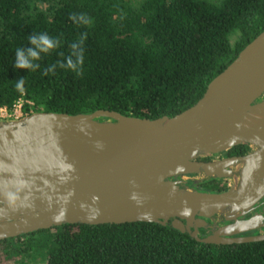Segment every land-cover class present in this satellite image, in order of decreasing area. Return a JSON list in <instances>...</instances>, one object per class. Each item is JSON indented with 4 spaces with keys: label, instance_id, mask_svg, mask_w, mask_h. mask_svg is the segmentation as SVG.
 <instances>
[{
    "label": "water",
    "instance_id": "95a60500",
    "mask_svg": "<svg viewBox=\"0 0 264 264\" xmlns=\"http://www.w3.org/2000/svg\"><path fill=\"white\" fill-rule=\"evenodd\" d=\"M240 143L244 153L203 158ZM211 179L229 183L198 188ZM139 220L204 243L264 239V28L174 115L99 108L0 117V240Z\"/></svg>",
    "mask_w": 264,
    "mask_h": 264
},
{
    "label": "trees",
    "instance_id": "16d2710c",
    "mask_svg": "<svg viewBox=\"0 0 264 264\" xmlns=\"http://www.w3.org/2000/svg\"><path fill=\"white\" fill-rule=\"evenodd\" d=\"M83 15L87 23L70 16ZM264 28V0H0V105L23 114L99 108L140 117L174 115ZM47 33L58 46L15 67L17 48ZM86 34L83 64L60 67ZM75 60V57H73ZM56 65L52 70V66ZM24 77V93L15 83ZM240 143L228 150L244 153ZM208 159L207 157H203ZM211 179L200 189L223 190ZM45 248V264H264V239L204 243L153 221L64 223L0 240L2 254Z\"/></svg>",
    "mask_w": 264,
    "mask_h": 264
},
{
    "label": "clouds",
    "instance_id": "9594fccd",
    "mask_svg": "<svg viewBox=\"0 0 264 264\" xmlns=\"http://www.w3.org/2000/svg\"><path fill=\"white\" fill-rule=\"evenodd\" d=\"M70 19L74 22L87 23V20L83 15H80L79 18L77 15H72L70 16ZM84 39H86V34L81 36L78 42L71 45L72 53L66 59V62L59 63L60 67H67L75 71L77 70V65L83 64L82 44ZM28 40L33 47H29L27 50L24 48L16 49V68L35 70L39 67V65L34 64L33 61L39 60L41 58V53L47 54L50 50L56 48L59 43L58 40L53 39L47 33L32 34L28 37ZM73 57H75V60H73ZM55 67L56 65H53L52 70H54ZM15 88L21 94L24 93V77H21L18 81H16Z\"/></svg>",
    "mask_w": 264,
    "mask_h": 264
},
{
    "label": "rangeland",
    "instance_id": "374dc122",
    "mask_svg": "<svg viewBox=\"0 0 264 264\" xmlns=\"http://www.w3.org/2000/svg\"><path fill=\"white\" fill-rule=\"evenodd\" d=\"M12 113L11 110H8L7 114H0L1 118H13L19 117L22 114H10ZM229 181L227 180V184ZM45 248H29L28 252L25 251H18L16 255L12 257V259H6L3 254L1 257L2 264H45Z\"/></svg>",
    "mask_w": 264,
    "mask_h": 264
},
{
    "label": "built area",
    "instance_id": "2783aa9c",
    "mask_svg": "<svg viewBox=\"0 0 264 264\" xmlns=\"http://www.w3.org/2000/svg\"><path fill=\"white\" fill-rule=\"evenodd\" d=\"M25 101H29V100H25L24 98H18L12 105L11 107V112L10 114H22V110H23V103ZM30 102V101H29ZM8 113V108H6L5 106H1L0 105V114H7Z\"/></svg>",
    "mask_w": 264,
    "mask_h": 264
},
{
    "label": "flooded vegetation",
    "instance_id": "af4514ba",
    "mask_svg": "<svg viewBox=\"0 0 264 264\" xmlns=\"http://www.w3.org/2000/svg\"><path fill=\"white\" fill-rule=\"evenodd\" d=\"M237 154H240V153H234V152H230L228 149L227 150H224V151H221V152H219V153H217V154H214V155H210V156H208V159H211V158H217V157H222V156H224V155H226V156H229V155H237ZM207 157V156H206ZM251 213V212H250ZM247 215H249V214H247ZM247 215H244V216H247ZM261 231H263V229H261ZM254 232H257V231H255V230H250V231H246V232H243V233H237V234H235V235H239V234H250V233H254Z\"/></svg>",
    "mask_w": 264,
    "mask_h": 264
}]
</instances>
